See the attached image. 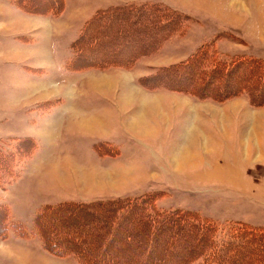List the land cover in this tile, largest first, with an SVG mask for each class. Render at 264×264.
Instances as JSON below:
<instances>
[{
	"label": "rangeland",
	"instance_id": "obj_1",
	"mask_svg": "<svg viewBox=\"0 0 264 264\" xmlns=\"http://www.w3.org/2000/svg\"><path fill=\"white\" fill-rule=\"evenodd\" d=\"M127 5L109 18L97 16ZM144 5L151 7L138 8ZM95 17L78 46L85 54H74L72 42ZM202 44L225 61H264V0H0V220H20L31 230L45 204L154 191L163 208L195 209L220 225H264V100L255 104V73L236 72L224 89L237 93L223 99L215 94L223 77H211L212 97L194 90L202 63L193 69L190 92L144 83L148 73L182 62ZM74 55L80 56L71 62ZM182 72L174 84H185L192 68ZM94 74L114 82L91 83ZM130 86L137 91L133 102L124 99ZM103 101L110 114L105 109L99 121L80 124ZM149 101L160 107L157 114L145 106ZM62 104L63 110H47ZM72 104L83 109L66 115L63 134L56 127ZM143 110L146 132L130 124ZM109 133L111 140L98 138ZM193 133L200 144L188 147ZM59 217L52 210L45 222L55 228ZM90 224L75 219L57 231L85 235ZM8 227L0 235V264H55L38 234L17 237ZM74 257L67 255L81 264ZM251 258L239 263L264 264Z\"/></svg>",
	"mask_w": 264,
	"mask_h": 264
},
{
	"label": "trees",
	"instance_id": "obj_2",
	"mask_svg": "<svg viewBox=\"0 0 264 264\" xmlns=\"http://www.w3.org/2000/svg\"><path fill=\"white\" fill-rule=\"evenodd\" d=\"M130 6L108 8L97 13V16L101 19L109 18L117 14V10H126ZM142 7L151 5L138 8ZM96 18L88 20L80 36L72 42L74 54L76 51L79 54L83 51L81 54H85L84 47L78 46L86 37L87 24L93 23ZM208 47L209 45H206L195 50L180 63L160 66L154 73H148L143 79L145 85L154 87L148 82H158L165 85V88L190 92L193 89L192 84L196 81L193 69L202 63L205 69L202 67L198 72L200 84L193 86L198 87L194 90L200 97H212L207 90L208 83L213 79L211 77L225 78L223 86L217 84V97L223 99L237 93L234 88L227 90L224 86L228 85L229 79L236 72L239 76L244 69L255 73L259 79L256 88L260 87L258 92H264L263 58L237 56L236 59L225 61L215 51L209 54L206 49ZM80 55L71 57V62H75ZM207 60L210 64L206 66ZM186 68H192V72L188 73L189 80L185 84H174L173 79L180 81L184 74L182 70ZM161 71H167L166 76L161 75ZM258 92L254 90V100L255 104L260 105L264 97L256 98ZM157 195L151 191L90 202L73 200L45 204L35 215L33 233L41 237L44 248L51 255L59 258L73 255L81 264H189L192 260H197L199 264H242L239 263L242 257L248 258L247 261L251 257L254 261H264V225L240 220L220 225L213 218L202 215L195 209L160 207L156 204ZM52 210L60 212L58 226L55 228L45 222ZM80 218H83L86 224L91 223L85 235L78 234L80 231L74 228L70 230V235L58 234V228ZM9 225L6 218H1L0 235H6L5 229L7 230ZM12 229L17 236L30 235L22 222H13ZM93 251L97 252V256L93 255Z\"/></svg>",
	"mask_w": 264,
	"mask_h": 264
},
{
	"label": "crops",
	"instance_id": "obj_3",
	"mask_svg": "<svg viewBox=\"0 0 264 264\" xmlns=\"http://www.w3.org/2000/svg\"><path fill=\"white\" fill-rule=\"evenodd\" d=\"M103 75H98V76H96V74H94V75H90L89 76V80H90V82L91 83H105V84H108V85H112V83L114 82V81H111V79H109V78H105V77H102ZM137 84V83H136ZM136 84H134L135 86H136ZM138 85V84H137ZM141 86V85H140ZM72 87L74 88V87H76V85L74 84V85H72ZM142 89H144V88H142ZM74 90V89H73ZM127 90H129L126 94H124V99H126V101H135L136 99V97H135V92H137L134 88H132V86H130V87H128V89ZM74 91H76V90H74ZM73 96H76V98H79V96L78 95H76V94H74ZM128 97V98H127ZM78 101V100H77ZM76 101V102H77ZM75 102V103H76ZM97 102V101H96ZM105 101H103L102 103H104ZM61 103H63V101L61 102ZM71 103V102H70ZM152 103V104H151ZM65 104V103H64ZM65 105H67V104H65ZM106 104L104 103V105L103 104H101V103H98V104H95V106L94 107H90V114L91 113H93V115H91V117H90V119H83L81 122H80V124H85V125H87L88 123H89V121L91 120V119H94L95 121H99V118H97L98 117V115L99 114H101V112H103L105 109H108L106 112L108 113V114H110V112H111V109L109 108V106H105ZM72 106L73 107H71V106H67L66 108H65V110L64 111H62V113H61V116H60V120L58 121V125H57V127H56V129L57 130H63V134H64V130H65V120L66 119H69L66 115H70V117L71 116H73V117H75L76 116V113H78V112H80L82 109H80V110H74L73 108L74 107H79V106H76V105H74V104H72ZM92 106V105H91ZM98 106V107H97ZM145 106H147V107H149V109H150V111H152V113L154 114V113H158L159 111H160V107L158 106V104L156 103V102H152V101H149V102H147L146 104H145ZM49 106H47V110H50V109H52V108H57L58 110H63V107H64V105L62 104L61 106H52L51 108H48ZM68 109H70V110H68ZM47 110H45V111H47ZM69 111H71V112H69ZM70 113V114H69ZM107 113H105L108 117L110 116V115H108ZM99 117H102V119L103 120H105V115H100ZM139 120L140 121H134V122H132V123H130L131 124V127H132V129H135L134 127H139V128H141V130L142 131H144V132H146L147 131V129L148 128H150L151 126H149V124L145 121V119H146V114L144 113V110L143 111H141V113L139 114ZM61 125V126H60ZM138 128V129H139ZM137 129V130H138ZM190 130V129H189ZM110 134L111 133H109V134H106V135H103V136H99L98 138H105L106 140L108 139V140H111V136H110ZM87 135V134H86ZM107 135H109V136H107ZM106 136V137H105ZM38 139L37 140H39V139H42L40 136H36ZM39 146V145H38ZM44 146V145H43ZM42 146V147H43ZM37 148V150H38V147H36ZM35 148V149H36ZM49 256H51V255H49ZM53 257H55V256H53ZM55 260H53V259H50L51 261H54V263L55 264H65V263H67V264H72V262L73 261H69V259H67V258H59V257H55L54 258ZM74 263H77V262H74ZM38 264V263H37Z\"/></svg>",
	"mask_w": 264,
	"mask_h": 264
},
{
	"label": "bare ground",
	"instance_id": "obj_4",
	"mask_svg": "<svg viewBox=\"0 0 264 264\" xmlns=\"http://www.w3.org/2000/svg\"><path fill=\"white\" fill-rule=\"evenodd\" d=\"M128 98V97H127ZM196 134L195 133H193V135H191V140H190V142H189V146L188 147H195V146H197V144H200V143H197L196 142ZM187 143H188V141H187ZM185 152V151H184ZM184 152L182 153V157L183 158H185V159H188L189 158V155L187 154L188 152L190 153V151H188L187 153H186V155H183L184 154Z\"/></svg>",
	"mask_w": 264,
	"mask_h": 264
}]
</instances>
